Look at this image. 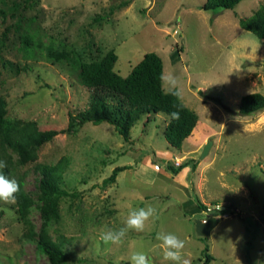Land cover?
Instances as JSON below:
<instances>
[{
  "label": "rangeland",
  "instance_id": "obj_1",
  "mask_svg": "<svg viewBox=\"0 0 264 264\" xmlns=\"http://www.w3.org/2000/svg\"><path fill=\"white\" fill-rule=\"evenodd\" d=\"M204 1L0 0V96L9 118L33 120L41 130L66 128L69 114L89 104L80 61L108 50L121 76L144 53H157L163 73L180 80V100L197 115L180 149L165 140L167 116L149 113L133 124L129 141L106 121L75 122V132L58 133L37 149L34 162L17 165L12 178L21 177L35 198V164L66 159L62 186L69 195L60 198L49 228L63 244L61 264H131L135 251L166 264L155 238L160 232L186 242L191 264H204L205 244L208 264H264V110L238 113L243 95H264V39L239 24L264 0L215 10L202 9ZM149 205L160 219L144 232L130 231L119 246L100 241L102 227L119 228L132 208ZM0 210V264H51L35 241L23 238L16 205L0 201ZM29 217L37 232L39 211L33 207Z\"/></svg>",
  "mask_w": 264,
  "mask_h": 264
},
{
  "label": "trees",
  "instance_id": "obj_2",
  "mask_svg": "<svg viewBox=\"0 0 264 264\" xmlns=\"http://www.w3.org/2000/svg\"><path fill=\"white\" fill-rule=\"evenodd\" d=\"M34 1L36 0H26L29 5ZM240 1L205 0L201 7L204 10L233 9ZM239 24L258 39H264V5H260L250 16L241 18ZM116 60L114 50H108L98 60L80 61L79 77L81 83L89 90V104L86 109L69 114L68 126L64 129L41 130L33 120L9 118L5 100L0 96V160L7 162V168L2 170L5 175L12 178L17 165L34 162L37 158V149L58 133L75 132L73 128L75 122L79 124L91 122L98 125L106 121L125 141H129L130 129L140 115L163 113L167 116L169 112L177 110L172 107L173 103L178 104L181 118L178 121L168 119L164 137L171 147L181 148L183 141L196 125L197 115L181 100L175 101L161 88L159 77L163 72V63L160 56L154 51L144 53L126 76H121L113 70ZM238 109L241 115H253L263 111L264 95L260 93L243 95ZM65 165L64 158L55 164H35L38 172L35 198L24 189V180L16 177L20 184V192L15 205L18 217L25 226L23 238L35 241L37 249L51 264H61L66 259L62 242L54 240L49 232L50 225L59 217L60 198L69 195L62 186ZM184 166L186 164L181 163L177 167L169 168L177 172ZM127 167L115 166L111 174L103 179L102 184L113 182L117 173ZM33 207L39 211L41 219L37 232L29 217ZM197 208L203 210L206 206L197 204ZM2 214L0 210V217ZM200 239H204V236ZM208 249L207 244L202 248L204 264H208L212 259ZM194 264H197V261Z\"/></svg>",
  "mask_w": 264,
  "mask_h": 264
},
{
  "label": "clouds",
  "instance_id": "obj_3",
  "mask_svg": "<svg viewBox=\"0 0 264 264\" xmlns=\"http://www.w3.org/2000/svg\"><path fill=\"white\" fill-rule=\"evenodd\" d=\"M161 88L179 101L183 96V88L179 78L173 73H161ZM173 108L177 109L167 114L171 121H178L181 118V112L178 104L173 103ZM157 115H162L157 113ZM7 162L0 160V201L14 205L17 202V195L20 192V184L15 178H10L2 171L7 168ZM160 219L158 210L149 205L146 207L132 208L119 228L104 226L100 229L99 239L105 245L119 246L123 243L125 237L130 231L142 233L150 221L155 222ZM156 240L159 241L158 247L162 252V259L166 264H191V260L186 257L184 249L186 242L176 236L174 233L160 232L156 234ZM131 264H152L148 255L143 251H135L130 256Z\"/></svg>",
  "mask_w": 264,
  "mask_h": 264
},
{
  "label": "water",
  "instance_id": "obj_4",
  "mask_svg": "<svg viewBox=\"0 0 264 264\" xmlns=\"http://www.w3.org/2000/svg\"><path fill=\"white\" fill-rule=\"evenodd\" d=\"M211 143H212V141L209 140V141L204 145V147H203V149H202V152H201V154H200V157H204V156L207 154V152H208V150H209V147L211 146Z\"/></svg>",
  "mask_w": 264,
  "mask_h": 264
},
{
  "label": "built area",
  "instance_id": "obj_5",
  "mask_svg": "<svg viewBox=\"0 0 264 264\" xmlns=\"http://www.w3.org/2000/svg\"><path fill=\"white\" fill-rule=\"evenodd\" d=\"M217 208H218V206H216ZM206 209V208H205ZM205 209H203V210H205Z\"/></svg>",
  "mask_w": 264,
  "mask_h": 264
}]
</instances>
